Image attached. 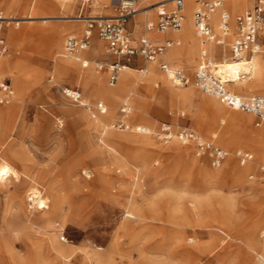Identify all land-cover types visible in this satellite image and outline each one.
<instances>
[{
	"label": "rangeland",
	"instance_id": "1",
	"mask_svg": "<svg viewBox=\"0 0 264 264\" xmlns=\"http://www.w3.org/2000/svg\"><path fill=\"white\" fill-rule=\"evenodd\" d=\"M81 2L0 0V9L17 17L117 12L109 0L86 1L83 11ZM252 3L231 9L230 34L236 14ZM187 5L189 15L192 1ZM156 19L157 10L149 12L142 29L146 20ZM21 20L19 24L4 22L7 51L0 56L1 75L17 97L12 108L9 102L0 103V161H8L19 172L18 177L0 182V264H263V249L255 245L248 250L246 243L264 241V155L243 138L246 129L259 128L262 122L256 125L255 113L235 107L242 114L254 115L248 122L230 120L228 113L234 108L203 91L194 80L202 48L216 63L232 57L229 46L225 45L223 53L215 41L212 49L195 45L184 37V24L180 35L158 37L152 32L156 40L165 36L179 40L172 46L182 50L181 56H171L167 62L184 68L190 81L173 85L157 61V73L152 76L149 72L142 75L135 70L141 64L132 63L134 90H118L113 100L102 101L106 105L102 112L96 106L101 99L97 81L83 82L63 72L51 57L55 49L65 52V34H81L85 21ZM263 25L258 32L261 47L255 54L264 61ZM50 27L62 30V45L56 44L59 40ZM154 30L161 31L156 26L149 31ZM98 39L95 35L90 46L99 48L93 58L101 66L93 64L99 78L115 87L122 72L109 82L114 56ZM247 83L255 90L235 91L264 94L256 90L264 88V72ZM169 85L174 90L169 91ZM64 87L79 89L88 104L67 96ZM214 98L224 106H215ZM124 104L131 106L129 112L122 111ZM121 120L129 127L120 126ZM162 122L174 131L181 126L198 130L228 153L214 165L213 151L198 155L193 141L175 133L163 139L157 133ZM139 124L150 128L142 131ZM215 129L235 138L216 136ZM130 136L141 137L145 143L130 141ZM262 141L264 147V137ZM238 148L248 149L253 158L241 163ZM35 186L50 198L49 207H37L31 191ZM6 245L15 256L12 260Z\"/></svg>",
	"mask_w": 264,
	"mask_h": 264
},
{
	"label": "built area",
	"instance_id": "2",
	"mask_svg": "<svg viewBox=\"0 0 264 264\" xmlns=\"http://www.w3.org/2000/svg\"><path fill=\"white\" fill-rule=\"evenodd\" d=\"M89 2L90 0H85ZM138 0H119L115 6L117 12L113 16H85V25L81 34L68 32L65 36L64 48L68 54H78L92 44L93 37L97 35L107 45L108 51L115 56L109 64V82L112 84L118 78L119 71L125 65L132 63L141 64L140 69H146V62L157 60L164 71L169 69L168 62L160 55L177 42L176 38L167 37L162 40H153L145 35L135 38L132 29L128 26V19L134 15ZM192 20L197 35L215 41L222 49L229 46L231 55L235 58L246 54H252L260 50L261 44L258 32L264 21V0H253L250 7L239 12L235 16L231 39L227 42L231 25L229 15L221 13L218 30L214 28L210 15L224 0H192ZM185 0H172L170 6L157 10L155 25L151 22L147 28L156 26L161 31L176 30L182 26L185 16ZM6 22L3 10L0 9V56L7 51V43L3 33V24ZM228 43V44H227ZM171 78L176 84H186L190 76L182 67L171 68ZM244 73H242V77ZM52 78V75H50ZM195 83L203 91L217 95L225 104L235 108H242L255 113L256 125L264 121V96L259 93L243 95L232 91L225 80L216 72L215 62L206 48H202L199 60L194 72ZM64 93L75 101L82 102L81 91L77 88L64 87ZM12 94L10 83L0 76V103H7ZM97 108L104 112L106 105L98 100ZM123 112H129L131 106H121ZM120 126L129 127L126 121L121 120ZM142 131H148L147 126L141 127ZM157 133L165 140L175 133L180 139L193 141L196 154L201 155L207 150L213 151L212 164L219 165L228 151L222 146L204 138L198 131L188 126H181L174 131L169 123L162 122ZM236 155L241 163L252 159V152L248 149L238 148ZM264 170V165L261 166Z\"/></svg>",
	"mask_w": 264,
	"mask_h": 264
},
{
	"label": "bare ground",
	"instance_id": "3",
	"mask_svg": "<svg viewBox=\"0 0 264 264\" xmlns=\"http://www.w3.org/2000/svg\"><path fill=\"white\" fill-rule=\"evenodd\" d=\"M138 0L137 5H136V11L134 12V15H141L144 16L147 15L149 12H153L154 10H158L163 8V5L168 7L171 5L172 0H156V1H141ZM189 0H185V4H184V12L186 11L187 14V18L183 19L182 24H184V37H186V39L192 41L193 44L198 45V44H203L208 46L210 49L213 48L212 45V41L209 39H205L199 35L196 34L195 29H194V24H193V20L190 19L191 16L188 15V9H189V5H187V2ZM139 3H144L143 5L139 6ZM252 3V0H226L223 2L222 5H220L215 11H213L210 15L211 20L213 21L214 24V28L216 30H218L217 24L220 22V17H221V13L225 12L229 15V18L231 17V9H237L240 6H244V5H248ZM68 2H65L64 5L67 6ZM109 4L116 6L117 2L115 0H109ZM108 4V5H109ZM193 4V3H192ZM228 5H230V8L227 7ZM193 7V5H192ZM192 12V10H191ZM115 13L112 14H88V15H61V16H57V15H45V16H40V15H35V14H28L25 17H17V16H13L8 14H4V16L6 17V22H15V24H19L23 19V18H35V17H42L43 20H47L48 18H52V17H64L67 20H71V21H81L83 22L85 19V16H97V15H102V16H113L115 15ZM190 14V13H189ZM153 23L155 25L156 20H146L145 23V27L147 26V24L149 23ZM264 23V21H263ZM260 27V30L262 29V25ZM264 27V25H263ZM52 33L54 34V37L56 39V41L59 40L58 45H62V42H60V35L62 33V30H59L58 27H50ZM147 28V27H146ZM154 26L151 28L153 29ZM69 29L72 30H78L77 27H70ZM148 29V28H147ZM149 29V30H151ZM147 30V32L145 33V36L156 40L155 38L151 37L152 34L155 33L156 36L158 37H162L165 35H180L182 32H180L179 29L176 30H172V31H159L157 32L156 30L154 31H149ZM149 31V32H148ZM11 32V36H13V30L10 31ZM133 33V32H132ZM134 35V33H133ZM231 36L230 32L228 34V38ZM208 41V42H207ZM100 43L101 46V41H98ZM176 43H179V40H177ZM216 48L214 47V50ZM91 48L90 46L87 47L86 49H84L83 54H80L81 52H79L78 54H68L66 51H62L60 49H55L52 53H51V57L55 58V64L56 66L60 67L61 70L65 73L68 74H73L75 75L79 80H82L83 82H87L89 80H96L98 85L96 86V90L98 91L99 95L101 96L100 100L104 101V100H113L114 97H116L117 91L118 90H126V91H132L134 90V74L135 72L133 71L134 68L130 67L129 65H125L121 68V72H122V76L120 78V80L118 81V85L115 87H108L106 83H104L100 78L99 75L96 72L95 66L93 63H99V65L101 66V63L98 62L97 60H95L92 57H89L87 54L90 52ZM219 50V49H218ZM226 46L223 48L222 52L226 53ZM182 54V50L179 48H176L175 46H171L168 47L161 55L160 57H164L166 59V61L171 58H177L180 57ZM65 57V58H64ZM57 59L60 61H57ZM156 59L153 61H147L146 62V69H135V70H139L140 72H142L141 74H145L147 72H149V74L155 75L157 72H155V64H156ZM1 62V61H0ZM3 64V63H2ZM7 63H4V68L6 67ZM169 64V63H168ZM81 68H80V66ZM87 67V68H86ZM171 68H174V66L169 65V69L167 71L164 72V76L165 79L168 81V79L171 81V83L173 85H178L175 83V81H173V79L171 78ZM59 69V68H58ZM215 69L217 74L226 81L228 87H230V89L234 92H236L235 90H244V91H252L255 89H252L248 86L247 83V79L251 78L253 75H259L261 73L264 72V61L260 58L259 54H246L243 55L242 57H227L225 56L222 60L216 61L215 63ZM119 71V72H120ZM242 73H244V76L242 77ZM0 75H1V71H0ZM2 76V75H1ZM19 78V77H17ZM17 82V81H16ZM20 82V81H19ZM19 82H17V85L19 84ZM13 87V86H12ZM19 87V86H18ZM17 87V88H18ZM169 89V91L174 90V88L169 85L167 86ZM21 89V88H20ZM20 89L18 91H20ZM256 90H260L262 92H264V88H257ZM17 91V90H16ZM14 90L12 88V94L10 97V100L8 101V108H12L16 101H17V97L14 96ZM239 93V92H237ZM19 94V92H18ZM241 94V93H239ZM254 94V93H253ZM264 96V94H261ZM20 97V96H19ZM12 99V100H11ZM80 104H88V102H85L84 100H82V102H79ZM212 103L217 106L222 108L224 105L220 104V102L214 98L212 100ZM135 107V106H134ZM234 108V107H233ZM3 111L0 110V114H2ZM230 120L235 121L237 124L241 123V122H248L252 116L254 115L253 113H247V114H242L240 113L237 109H231L228 113ZM142 126H147L148 129L150 128L148 125L145 124H139L137 126L138 129L141 130ZM198 131V130H197ZM214 135H218L222 138H226V139H232L235 138L234 134H229L226 130H219V129H215L212 132ZM159 136V135H158ZM243 138H246L248 141L252 142L253 144L256 145V151L259 154L264 155V147L262 146V140L264 137V121H262V125L259 128H251V129H246L245 133H243ZM238 137V136H236ZM130 141H133L135 143H145V141L141 138V137H132L130 136L129 138ZM253 156V154H252ZM253 158V157H252ZM11 176H19V172L18 170L12 165L10 164L8 161H0V182H3L5 180H7L9 177ZM32 191V197H34L36 202L37 207L39 208H45V207H49V200L50 198L46 195H43V193L41 192L40 189L33 187L31 189ZM262 230V229H261ZM262 232L264 233V228L262 230ZM252 236V235H251ZM255 238V237H254ZM255 245H257L258 247L262 248L264 251V241L263 242H259L256 240H251L249 242L246 243L247 249L248 250H253L255 248ZM64 248V247H62ZM6 251L9 252L10 255V259H14L15 256L12 255V251H11V247L10 245H6ZM261 255V254H260ZM262 256V255H261ZM263 264H264V259H261Z\"/></svg>",
	"mask_w": 264,
	"mask_h": 264
},
{
	"label": "crops",
	"instance_id": "4",
	"mask_svg": "<svg viewBox=\"0 0 264 264\" xmlns=\"http://www.w3.org/2000/svg\"><path fill=\"white\" fill-rule=\"evenodd\" d=\"M192 1V0H191ZM252 2H253V0H252ZM88 3V2H87ZM193 3V2H192ZM85 4H86V1L85 0H82V2H81V10L83 11V8H84V6H85ZM92 14V13H91ZM99 14H103V13H99ZM190 16H191V12H190V14H189ZM185 17H186V15H185ZM144 19V17H142V16H133V17H130L129 19H128V26L129 27H131V28H133V30H132V32L133 33H135L134 34V37L135 38H139L140 36V33L142 32L143 33V35H145V31H146V28L144 27V29H142V20ZM190 19H192V16H191V18ZM70 32V31H69ZM68 33V32H67ZM66 33V34H67ZM66 34H65V36H66ZM167 37H169V36H165L163 39H165V38H167ZM98 41H99V39H98ZM101 41V40H100ZM64 42H65V39H64ZM90 48H91V46H90ZM98 50H99V48H95V49H92L91 48V50H90V52L87 54L89 57H92L93 58V56L95 55V54H97V52H98ZM83 51L84 50H82L81 51V53L80 54H83ZM114 56V55H113ZM114 58H115V56H114ZM114 60V59H113ZM112 60V61H113ZM111 61V62H112ZM110 62V63H111ZM109 63V64H110Z\"/></svg>",
	"mask_w": 264,
	"mask_h": 264
}]
</instances>
